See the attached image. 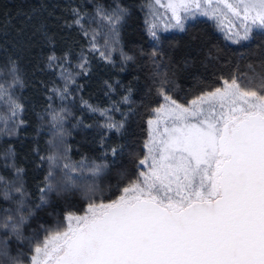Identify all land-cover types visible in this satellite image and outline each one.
I'll return each mask as SVG.
<instances>
[{"label":"snow or ice","instance_id":"snow-or-ice-1","mask_svg":"<svg viewBox=\"0 0 264 264\" xmlns=\"http://www.w3.org/2000/svg\"><path fill=\"white\" fill-rule=\"evenodd\" d=\"M154 3L165 6L161 0ZM46 7V0H42L33 14H41ZM166 7L171 16L162 28L155 11H150L144 22L147 37L153 42L149 55L156 69L153 76L158 78L156 93L163 102L150 109L148 138L141 152L127 153L131 168L121 163L123 144H104L107 132L119 134L125 128L124 121L109 115L112 109L83 102L89 111L104 117L105 122L98 125L104 130L99 162L87 157L71 161L66 144L70 133L64 127L71 113L64 107L49 111L50 151L39 155L34 149L38 167L46 164L47 171L43 186L38 188L40 203L33 208L26 206L25 169L17 166L14 148L3 153V166L11 169L14 178L0 175V204H9L0 208L4 237L0 238V264H25L22 254H11L8 240L26 239L23 230L35 209L77 194L86 201L83 212L63 213L54 228L45 229L42 239H30L32 254L27 264H264V71L257 72L249 65L251 75L221 78L222 86L181 103L172 95L174 68L162 70L157 59L161 30L184 32L186 22L197 15L217 21L218 26L227 20L220 30L233 44L256 39L254 32L264 38V0H168ZM71 12L73 24L83 28L80 9ZM96 15L106 23L107 31L102 46L96 42L98 32H84L90 35L91 50L109 64L114 63L112 54L119 52L123 70L143 51L129 54L120 44V26L131 13L120 6L112 12L98 7ZM25 18L30 21L33 16L25 13ZM37 33L52 49L46 57L47 67L59 69L65 80L62 89L53 87L50 91L66 100L68 84L74 83L64 68L67 53L61 57L55 54V37L45 23L35 28L33 35ZM81 59L78 67L86 73L87 59ZM19 72L18 59L10 58L11 79L7 84L0 82V101L7 103V114L0 113V135H18L25 123L20 118L24 105L13 92L23 87ZM107 86L115 90L111 84ZM131 93L129 88L123 103H130ZM113 166L120 168L121 176L127 174V180L123 187H117L118 195L105 200L98 181L110 174Z\"/></svg>","mask_w":264,"mask_h":264},{"label":"trees","instance_id":"trees-1","mask_svg":"<svg viewBox=\"0 0 264 264\" xmlns=\"http://www.w3.org/2000/svg\"><path fill=\"white\" fill-rule=\"evenodd\" d=\"M150 0H46L47 7L39 15L35 10L42 0H0V82L7 84L10 58L18 59L20 77L23 87L13 89L15 98L24 105L21 119L24 126L19 134L14 136L0 135V175L13 179L10 168H5L3 153L9 147L14 148L17 166L25 169L24 186L29 193L26 206L33 208L40 203L38 191L47 171V165L38 167L39 155L49 153L48 141L52 139L48 112L67 108L71 115L64 123L70 133L66 144L70 147L71 161L78 162L83 157L96 160L103 155L99 141L104 117L99 112H91L84 106V101L99 109H112L109 115L116 121H124L122 133L107 132L104 141L108 145L123 144L125 156L121 163L127 169V153L141 152L143 142L148 138L147 120L151 118L150 109L162 103V98L156 93L158 78H154L153 66L149 53L153 42L145 32V9ZM117 6L129 9L131 15L120 26V44L124 51L137 55L135 62H129L121 68L119 52L112 54L113 64L107 63L98 53L91 50L90 35L94 30L97 44H103V34L107 31L106 23L96 15L98 7L106 12H112ZM79 8L84 19L83 28L73 24L71 9ZM25 13L32 15L29 21ZM45 23L49 34L55 37V54L58 57L67 53L68 62L64 65L74 83L68 84L70 95L61 100L51 93L53 87L63 88L65 80L57 68L49 69L46 57L52 49L46 46L40 35H33L35 28ZM72 25L68 27V25ZM184 32L169 31L160 35L159 49L161 55L157 58L160 68H174L175 90L173 97L181 103L192 100L206 90L222 86V79H229L233 74L251 75L249 65L257 71H264V38L254 32L256 39L239 45L225 38L215 23L206 17H197L186 23ZM195 38V39H193ZM87 59V72L78 65L81 57ZM187 62V64L185 63ZM107 81V84L105 83ZM108 84L115 89L110 91ZM173 85H168L172 87ZM132 89L130 103H123V96ZM52 96L49 100L48 97ZM51 104V109H49ZM115 106V107H114ZM118 108L119 110H115ZM0 113L7 114L6 101H0ZM92 125L84 128L78 122ZM111 159V157H109ZM118 166H113L110 174L99 181L100 190L107 200L118 195L116 189L123 187L127 174L121 176ZM8 203L0 204V208L8 207ZM86 201L77 194L63 199H57L55 204L35 209L23 232L26 239L17 241L14 237L8 240L12 255L22 254L27 264V258L32 254L29 240L34 237L43 238L45 229L54 228L63 213L72 211L83 212ZM54 209V210H53ZM0 238L3 233H0Z\"/></svg>","mask_w":264,"mask_h":264},{"label":"rangeland","instance_id":"rangeland-1","mask_svg":"<svg viewBox=\"0 0 264 264\" xmlns=\"http://www.w3.org/2000/svg\"><path fill=\"white\" fill-rule=\"evenodd\" d=\"M161 2H162L163 5H165L164 7H161L160 5H156V4L154 3V0H150V1H149L148 5H147V7H146V9H145V19L148 18V15H149V12H150V11H155V12H157L158 15L160 16V24H161V28H162L163 23L167 22L168 18L171 16V11H170V9H168V8L166 7L168 0H161ZM197 17H204V16L197 15L195 18H197ZM206 18H207V17H206ZM189 20H191V19H189ZM189 20H188V21H189ZM188 21H187V22H188ZM187 22H186V23H187ZM215 23L218 25V22H217V21H215ZM227 24H228V21H227V20H223L222 25H220V26H218V27H219V29H220V27H222V26H226ZM185 27H186V25H185ZM169 31H178V32H180V31L177 30V29H169V30H167V31H163V30H161V32L159 33V35H161L162 33H165V32H169ZM220 31H221V30H220ZM221 32L224 33L223 31H221ZM224 35H225V33H224Z\"/></svg>","mask_w":264,"mask_h":264}]
</instances>
